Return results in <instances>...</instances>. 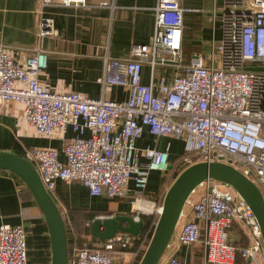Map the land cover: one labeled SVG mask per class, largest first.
Returning a JSON list of instances; mask_svg holds the SVG:
<instances>
[{"label": "built area", "instance_id": "obj_1", "mask_svg": "<svg viewBox=\"0 0 264 264\" xmlns=\"http://www.w3.org/2000/svg\"><path fill=\"white\" fill-rule=\"evenodd\" d=\"M183 1L158 0L151 42L133 46L127 58H105L101 82L126 89L129 97L124 102L111 101L106 93L95 99L53 92L39 79L48 66L46 51L36 48L19 62L0 44V114L8 104H21L25 121L40 135L54 137L68 127L76 134L65 144V161L52 148H36L26 155L48 193L58 182H79L92 197L130 199L135 222L161 216L163 205L143 194L152 171L169 172L172 144L164 150L140 148L137 141L148 130L157 138L186 144L183 171L203 162L228 163L264 196V70L254 69H264V0H224L221 40L213 42L210 55L194 56L189 63L183 34L186 15L194 10ZM57 3L87 6V0ZM47 4L51 1H42V6ZM100 5L111 7L107 2ZM38 27L39 39L58 36L49 18H42ZM146 66L149 84L143 82ZM167 67L174 68L171 78L158 73ZM180 221L178 243H200L202 264H238V255L241 264H264L262 228L231 185L204 181L190 194ZM139 238L119 232L102 250L73 243L69 264H118L111 253L131 250ZM243 238L246 242L240 244ZM0 264H28L22 226H0ZM159 264L182 262L172 256Z\"/></svg>", "mask_w": 264, "mask_h": 264}, {"label": "crops", "instance_id": "obj_2", "mask_svg": "<svg viewBox=\"0 0 264 264\" xmlns=\"http://www.w3.org/2000/svg\"><path fill=\"white\" fill-rule=\"evenodd\" d=\"M42 1L0 0V44L8 46L9 53L19 62H23L28 53L36 48L46 51L48 66L39 79L45 88L53 92L72 91L95 99L106 93L111 101H126L129 97L126 89L119 86L106 87L101 82L105 58H127L133 46L151 42L155 32L158 0H87V6L78 7L60 6L57 0H50L51 4L42 6ZM102 2L109 3L111 7L101 6ZM182 4L194 10L186 15L183 34V53L185 62L189 63L194 56L210 55L213 42L221 40L219 16L224 5L223 2L219 4V0H184ZM42 18L53 21L58 36L38 38V26ZM173 72L172 67L158 70L159 74L169 75L168 78L172 77ZM142 76L143 82L149 84L150 67L143 68ZM75 136L70 127L65 132L59 131L54 137L40 135L25 121L21 104H8L0 114V152L25 159L33 149L52 148L65 161V144ZM178 141L173 138H157L146 130L137 145L142 149L164 150L170 142V161L174 164L183 156L174 149ZM141 162L147 163L144 158ZM169 172H151L144 193L146 197L153 199L156 193L167 187ZM130 189L134 190V183H131ZM50 195L64 218L71 211L96 213L94 219L133 216L130 199L92 197L88 188L79 182H58ZM92 222L87 225L91 226ZM2 224L24 228L27 234L28 264H54L52 235L46 216L26 183L16 174L5 170H0V226ZM175 230L161 260L173 256L180 259L182 264H202L201 244L181 246L177 241V228ZM70 242L73 246L74 238ZM84 243V246L102 250L106 241L90 235ZM137 244L123 254L112 252L111 256L118 264H132L137 259ZM115 249L119 250L118 247Z\"/></svg>", "mask_w": 264, "mask_h": 264}, {"label": "water", "instance_id": "obj_3", "mask_svg": "<svg viewBox=\"0 0 264 264\" xmlns=\"http://www.w3.org/2000/svg\"><path fill=\"white\" fill-rule=\"evenodd\" d=\"M254 69L264 70L261 68ZM172 167L173 165L169 169ZM0 170L16 174L26 183L44 216H46L52 235L54 264H69L68 236L64 216L41 182L34 165L18 155L0 152ZM207 180L223 181L242 194L254 211L262 228L264 241V196L258 186L228 163L203 162L186 168L168 190L162 215L156 224L148 249L139 264H159L180 222L182 211L190 194ZM143 226L144 220L135 222L133 216L119 215L94 219L90 231L96 239L108 241L119 232L128 233L135 237L139 236Z\"/></svg>", "mask_w": 264, "mask_h": 264}, {"label": "trees", "instance_id": "obj_4", "mask_svg": "<svg viewBox=\"0 0 264 264\" xmlns=\"http://www.w3.org/2000/svg\"><path fill=\"white\" fill-rule=\"evenodd\" d=\"M187 63V62H186ZM182 157L176 160V162L173 164V167L170 172L169 181L167 183V187L163 189L162 192L156 193L154 198L158 201L159 204L163 205L166 194L172 184L175 182L177 177L183 172V169L180 167L182 163ZM146 196V194H144ZM96 213L90 212V211H84V212H68V216L64 218L65 226H66V233L68 236V247L67 250H69L72 247V243L70 242V239L74 238V243L78 247H87L84 246L85 239H87L90 235L92 236V232L90 231V226L87 225L88 222H91L94 220ZM160 219L159 215H154L153 217L147 218L144 217V226L142 228V232L140 234V239L137 244V259L132 262V264H139L141 259L143 258L144 254L147 251V247L154 235V229L156 227V224L158 223ZM73 236V237H72ZM246 240L243 238L240 242V244H245ZM239 245V244H238ZM90 248V247H88ZM93 249V248H90ZM242 259L238 255L237 263L241 264Z\"/></svg>", "mask_w": 264, "mask_h": 264}, {"label": "rangeland", "instance_id": "obj_5", "mask_svg": "<svg viewBox=\"0 0 264 264\" xmlns=\"http://www.w3.org/2000/svg\"><path fill=\"white\" fill-rule=\"evenodd\" d=\"M223 1L224 0H219V4H222ZM219 32H220V29H219ZM209 46H211V44ZM185 145L186 144H184L182 140L181 141L179 140L176 143V145H174V149L177 150L181 154L180 156L184 155V153H185ZM112 208H113V205H112Z\"/></svg>", "mask_w": 264, "mask_h": 264}]
</instances>
